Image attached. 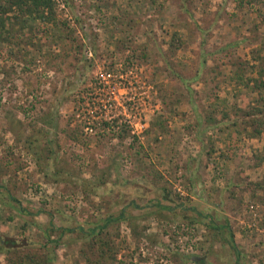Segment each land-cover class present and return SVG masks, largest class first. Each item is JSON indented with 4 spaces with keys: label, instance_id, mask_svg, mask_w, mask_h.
Segmentation results:
<instances>
[{
    "label": "rangeland",
    "instance_id": "obj_1",
    "mask_svg": "<svg viewBox=\"0 0 264 264\" xmlns=\"http://www.w3.org/2000/svg\"><path fill=\"white\" fill-rule=\"evenodd\" d=\"M54 2L0 36V264H264V0Z\"/></svg>",
    "mask_w": 264,
    "mask_h": 264
},
{
    "label": "trees",
    "instance_id": "obj_2",
    "mask_svg": "<svg viewBox=\"0 0 264 264\" xmlns=\"http://www.w3.org/2000/svg\"><path fill=\"white\" fill-rule=\"evenodd\" d=\"M54 6L55 2L54 0H0V36L7 35L14 29V23L17 22L18 19H20L22 16L27 17H38L42 20H52L55 18L54 14ZM14 20V21H13ZM4 33V34H3ZM233 74L232 76H228L229 79L234 78V80L239 79L238 71L234 70L230 72V74ZM241 82L244 86H247L250 90L255 91L257 89L259 93V99L257 100L256 106H250L249 110L244 112L245 117H249V122L247 124L253 125L254 123L257 124V126L253 127V134L252 135H258L261 132V128L264 125V93H261V89L264 88V83L262 80L255 81L252 84H249L248 81L243 82L241 79ZM240 82V83H241ZM219 103L225 104L224 101H220ZM226 116V114H224ZM106 130V129H104ZM110 130L113 133H118V131L114 130L113 128ZM120 134V133H119ZM47 142L45 143V145ZM255 185L257 186V189L261 190L262 194L264 195V181L263 182H256ZM124 214V211L121 210L120 215L115 218L121 219L122 215ZM110 220V219H109ZM108 220V221H109ZM106 221L100 229L97 231L94 228H92L90 231L83 233V236L85 238H92L95 242V244L98 245L99 248L104 244V241L100 237L99 231L101 228L107 226ZM60 235H63L62 229H60ZM81 233V232H80ZM228 241L231 246V248L235 251L236 257L238 258L239 252L238 247L234 242L233 239V233L229 230L228 233ZM51 235V234H49ZM50 236L47 237L49 240ZM3 250L2 245L0 244V252ZM21 264L22 258L20 257L18 260ZM18 261H16L14 264H17ZM32 261V257H31Z\"/></svg>",
    "mask_w": 264,
    "mask_h": 264
}]
</instances>
